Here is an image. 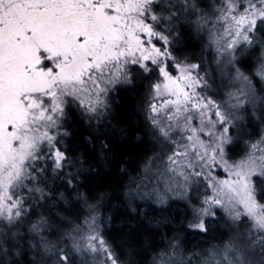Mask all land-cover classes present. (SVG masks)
Masks as SVG:
<instances>
[{
    "label": "snow or ice",
    "instance_id": "obj_1",
    "mask_svg": "<svg viewBox=\"0 0 264 264\" xmlns=\"http://www.w3.org/2000/svg\"><path fill=\"white\" fill-rule=\"evenodd\" d=\"M0 264H264V0H0Z\"/></svg>",
    "mask_w": 264,
    "mask_h": 264
},
{
    "label": "trees",
    "instance_id": "obj_2",
    "mask_svg": "<svg viewBox=\"0 0 264 264\" xmlns=\"http://www.w3.org/2000/svg\"><path fill=\"white\" fill-rule=\"evenodd\" d=\"M190 43L193 45L190 51L199 52L201 45L199 42L192 40ZM144 92L143 87H139L133 92L122 91L119 96L115 99L114 109L115 116L117 120L121 122L123 127L128 129V133L124 137L116 135L114 138L119 141L117 144V152L119 153L117 160L112 164L109 170L105 171V180L119 187L122 179L127 180V177L134 175L140 170L142 161L146 159L147 156L152 155L151 151L147 148L150 146V140L145 134L146 120L144 113L138 110V105L142 103V94ZM75 144L81 145L82 138H77ZM84 150V146L81 147ZM243 145L238 153L234 154L232 158H239L242 154ZM121 167H127L128 172L123 175L119 173ZM180 202H174L168 209L171 213H178L181 209L179 208ZM150 216L159 215L157 209L154 205H149L143 209ZM116 229H113L109 234L111 238L116 239L115 233ZM203 243L201 238L193 237L188 241V246L191 249L193 245L200 246ZM151 251L146 254V259H150Z\"/></svg>",
    "mask_w": 264,
    "mask_h": 264
},
{
    "label": "rangeland",
    "instance_id": "obj_3",
    "mask_svg": "<svg viewBox=\"0 0 264 264\" xmlns=\"http://www.w3.org/2000/svg\"><path fill=\"white\" fill-rule=\"evenodd\" d=\"M233 159H238V158H233ZM214 173H215V170H214ZM226 177H227V173H225V172L223 171V169H221V170H220L219 178H220V179H224V178H226ZM209 195H211V191H209Z\"/></svg>",
    "mask_w": 264,
    "mask_h": 264
}]
</instances>
